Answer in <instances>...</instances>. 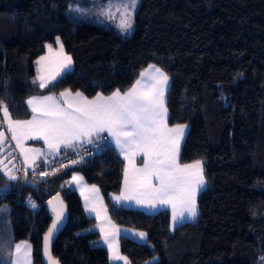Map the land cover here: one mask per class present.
<instances>
[{
  "label": "trees",
  "instance_id": "trees-1",
  "mask_svg": "<svg viewBox=\"0 0 264 264\" xmlns=\"http://www.w3.org/2000/svg\"><path fill=\"white\" fill-rule=\"evenodd\" d=\"M102 1L0 0V101L14 120L27 119L30 97L123 93L156 65L169 77L168 126L188 127L180 163L202 161L198 215L170 229L166 209L146 214L115 205L124 162L109 146L81 165L27 178L21 190L18 179L0 175L3 249L26 241L32 264H41V237L50 223L45 202L59 194L68 218L52 257L59 264H108L94 221L66 183L78 173L99 189L116 228L146 233L145 244L118 236L128 264H264V0H138L127 37L114 25L104 28L100 17L68 10ZM57 37L72 68L41 89L33 83L34 62Z\"/></svg>",
  "mask_w": 264,
  "mask_h": 264
},
{
  "label": "snow or ice",
  "instance_id": "snow-or-ice-1",
  "mask_svg": "<svg viewBox=\"0 0 264 264\" xmlns=\"http://www.w3.org/2000/svg\"><path fill=\"white\" fill-rule=\"evenodd\" d=\"M138 0H129L117 8L120 13L117 27L123 33H128L133 27V14ZM75 11H82L80 8ZM109 19L115 16L109 14ZM56 43L60 51L56 55L60 57L59 67L50 74H44L38 68V75L33 83L39 81V88L48 87L63 69L70 68L72 58L63 53V45L57 37ZM49 52L52 46L48 45ZM48 57H41L36 63L41 65ZM168 75L156 65H149L141 72L140 79L121 93L116 90L110 96L97 94L89 100L82 93L76 92L73 96L70 90L61 92L59 98L54 95L33 96L27 104L31 109L30 119H13L8 107L0 101V111L3 113V121L7 124V132L11 133L12 140L20 149L24 163L36 172V163L44 157L47 163V155L39 148H27V140H42L48 149V154H59L61 148L76 150L79 144H93L101 134L107 133L115 143L119 153L127 161L124 168L123 189L119 195L112 199L116 204L135 202L136 205L157 209L171 207L173 226L178 221H183L185 215L194 220L198 215L196 203L197 193L205 187L206 180L203 174L202 161L195 160L192 163L181 164L179 160L180 143L184 138L186 125L177 124L168 126L167 108L165 107V92L168 88ZM5 131L0 130V149L6 143ZM142 156V167L136 166V157ZM6 158V157H5ZM72 160V164L77 163ZM67 167V165H62ZM0 171L9 180L17 177L11 169L0 159ZM41 176H47V171H41ZM27 175V172L25 173ZM69 184L81 187V195L85 198V208L96 213L100 220L107 221L106 227L101 224L100 233L104 244L108 246L111 258L128 264L126 257L119 253L116 236L119 229L112 225L107 216V209L103 206V199L99 196V189L95 185L90 188L82 186L83 177L73 175ZM85 192L91 195L85 196ZM53 200L57 203L54 204ZM49 200L52 206L54 220L44 236V256L47 264H58L50 251V243L58 229L59 223L64 217L63 201L59 194ZM91 202V206H89ZM100 207L97 208L96 204ZM31 207L36 204L29 200ZM141 240L146 239L143 232L136 233ZM4 237L0 234V251H3ZM9 259L5 262L0 257V264H32V247L27 242L16 243L13 250L8 252ZM264 262V256L260 258Z\"/></svg>",
  "mask_w": 264,
  "mask_h": 264
},
{
  "label": "crops",
  "instance_id": "crops-1",
  "mask_svg": "<svg viewBox=\"0 0 264 264\" xmlns=\"http://www.w3.org/2000/svg\"><path fill=\"white\" fill-rule=\"evenodd\" d=\"M51 46H53V45H51ZM63 53H64V52H63ZM47 54H48V59L45 60V61H42V62H41V65H37L36 62H37L38 60H40L41 57H45ZM56 54H57V53H54L53 48H52L51 53L49 52V49L45 48V52H44V54H43L41 57H39L38 59H36V61L34 62L36 78H37V75H38V68H41V69H42V72H43L44 74H46V75H47V74H50V73H52V72H54V71L57 70V68L59 67L60 57H58ZM64 55L68 56V55L65 54V53H64ZM71 68H72V63H71L70 68L63 69V70L61 71V74L64 73V72H68V71H70ZM147 68H148V66H147L146 68H144V70H142V72L145 71ZM61 74H60V75H61ZM140 74H141V73H140ZM138 79H140V75H139L138 78L134 81V83L132 84V86L135 84V82H136ZM37 82H38V84H39V81H37ZM132 86H131V87H132ZM131 87H130V88H131ZM167 89H168V88H167ZM62 92H64V91H62ZM166 92H167V90H166ZM166 92H165V95H166ZM60 93H61V92H60ZM60 93H59L58 95H54V96H56L57 98H59ZM72 94H73V96L75 95V93H72ZM111 94H112V93H111ZM111 94H109V95H107V96H110ZM49 95H51V94H49ZM94 97H95V96H94ZM94 97H92V98H88V99L91 100V99H93ZM30 98H31V97H30ZM30 98H28V99L26 100V107H27V109L30 111V116H29L27 119H30V118H31V115H32L31 109H30V107H29L28 104H27V101H28ZM164 100H165V96H164ZM2 114H3V113H2ZM0 123H1V127H2L3 131H5V135H6L7 139H8V143H9L10 147H11V149L14 151V155L17 156V157H19V158L22 160V162L24 163V158H23V156L20 154V149L16 147V143H15V141L12 140V138H11V133L7 132V124L4 123V121H0ZM169 127H174V126H169ZM187 130H188V127H186V129H185V135H186V133H187ZM101 135H106V137L108 138V141H109V143H110V147H112V148L116 151V153L120 156V158L123 160V162H124V168H125V166L127 165V161H126V160L124 159V157L119 153V150L116 148L115 143L112 141V138L109 137V136L107 135V133H103V134H101ZM185 135H184V138H185ZM184 138H183V140H184ZM183 140H182L181 143H180V148H181V145H182V143H183ZM25 147H27V148H39V149H41V150H42L43 152H45V154L47 155V160L53 158V157L56 155V154H48V149L46 148V146L44 145V142H43L42 140H27L26 143H25ZM179 152H180V150H179ZM142 160H143V157H142V156H137V157H136V166H137V167H142V163H141ZM38 161H44V157H41ZM24 165H26V164L24 163ZM26 166H27V165H26ZM74 174H75V175H79V176H81V175L78 174V173H73V174H71V176H70V178H69V181H71L72 176H73ZM123 181H124V171H123V176H122V181H121V189H120V192L122 191L123 186H124V185H123ZM68 186H69L72 190H74L75 193L77 194L78 199H79V201H80V206H81V208H82V211H83L84 215H85L86 217H88V218H90V219H92V220L94 221L95 230H96V232H97V234H98V238H99V244L105 249V251H106V253H107L108 264H123V261H116V260H113V259L111 258V253H110L109 250H108V246H107L106 244H104V242H103V238H102V236H101V233H100V227H99V226H100L101 224H104L106 227H109V229H110V226L107 225V221L103 219L104 213L101 212V217H102V218H101L100 220H97V218H96V213H95V212H90V211L86 210V208H85V198H84V196L81 195V187H78L76 184H69V183H68ZM82 186H87V187L90 188V187L93 186V185H88V184H86L85 181H84V179H83V184H82ZM203 189H204V188H203ZM203 189H201L199 192H201ZM0 192H1V190H0ZM120 192H119L117 195H119ZM199 192H198V193H199ZM198 193H197V194H198ZM89 195H91V194L88 193V192H85V196H89ZM99 196H100V193H99ZM115 196H116V195H115ZM100 197H101V196H100ZM112 197H113V196H112ZM111 199H112V198H111ZM112 202H113L115 205H118V204H116V202H115L113 199H112ZM119 205H120V206H124V207H126V208L137 209V210H140V211H142V212H144V213H146V214H155V213L159 212V211L162 210V209H166V210H168V212H169V219H170V217L172 216V210H171V207H161V208H157V209L153 210V209H149V208H144V207L138 206V205L135 204V202H131V203H122V204H119ZM89 206H91V202H90ZM96 206H97V208L99 209L100 205H99L98 202H97ZM103 206H104V203H103ZM104 207H105V206H104ZM107 216H108V215H107ZM112 225H113V224H112ZM115 228H116V227H115ZM116 229H118V228H116ZM110 230H111V229H110ZM120 234L123 235V236H125V237H127V238H129V239H131V240H133V241H135V242L141 240L140 238H136V237H138V236L134 235V234L130 231V229H119V234L116 236V242H117V244H118V236H119ZM138 239H139V240H138ZM20 242H22V241H20ZM17 243H19V242H17ZM15 244H16V243H14V244L12 245L11 250L14 249ZM118 249H119V246H118ZM119 253H120V252H119Z\"/></svg>",
  "mask_w": 264,
  "mask_h": 264
},
{
  "label": "built area",
  "instance_id": "built-area-1",
  "mask_svg": "<svg viewBox=\"0 0 264 264\" xmlns=\"http://www.w3.org/2000/svg\"><path fill=\"white\" fill-rule=\"evenodd\" d=\"M110 146L108 138L106 135H101L100 138H96L93 144H79L76 146V150L61 148L59 154H56L53 158L44 161H37L36 172L33 173L32 168L24 165L22 160L15 156L17 179L19 180L20 190L23 188L27 178H37L41 176L39 173L41 171H47L49 174L56 173L62 169H66L75 165H81L85 162L91 161L94 157L104 151ZM72 160H77L78 162L72 164ZM62 165H67V167H62ZM27 172V175L25 173Z\"/></svg>",
  "mask_w": 264,
  "mask_h": 264
},
{
  "label": "rangeland",
  "instance_id": "rangeland-1",
  "mask_svg": "<svg viewBox=\"0 0 264 264\" xmlns=\"http://www.w3.org/2000/svg\"><path fill=\"white\" fill-rule=\"evenodd\" d=\"M129 0H105L96 4H92L89 7H85V6H80L78 4H69L68 10L69 13L70 12H81L82 14L80 15V17H83L84 19L89 18V17H95V21H101L100 18L104 19L105 21H103V24L105 25L104 28L106 27H110L111 25H114L115 31L122 37H127L129 36L131 30L128 33H123L120 31V29L117 27V24L119 23V19H120V13L117 12V8L121 7L124 3H128ZM138 6V4H137ZM76 8H80L82 11H75L74 9ZM137 8V7H136ZM136 10V9H135ZM109 14H112L115 16V19H109ZM134 15V14H133ZM86 16V17H85ZM100 17V18H99ZM110 21V22H109ZM93 23V22H92ZM103 25V26H104ZM57 38L55 39V42L52 46L54 53H59L60 51V46L56 43ZM47 49H49L48 47H46ZM48 57V54L45 56ZM0 121H3V114L2 111H0ZM1 214L2 212H0V220L1 218ZM195 220V219H194ZM192 219H188L187 215H185V219L183 221H178L176 225H179L181 223H186V222H192L194 221ZM175 226H173V222H172V216L169 219V228L173 229ZM3 225L1 227L0 230H2ZM134 235L136 233H140L141 231H136V230H130ZM6 230L5 232L2 234L4 239L6 237ZM144 233V232H143ZM146 234V233H145ZM138 236V235H136ZM136 238H139L136 237ZM139 240V239H138ZM22 242H26V241H22ZM138 243H142L145 244L147 243V239L145 240H140L137 241ZM20 243V242H19ZM28 243V242H27ZM3 252V253H2ZM2 254V255H1ZM0 256H2L4 258V261L6 262L8 259V251L6 252L5 249H3V251H0Z\"/></svg>",
  "mask_w": 264,
  "mask_h": 264
},
{
  "label": "water",
  "instance_id": "water-1",
  "mask_svg": "<svg viewBox=\"0 0 264 264\" xmlns=\"http://www.w3.org/2000/svg\"><path fill=\"white\" fill-rule=\"evenodd\" d=\"M0 130H3L2 127H1V123H0ZM7 138V137H6ZM6 157V158H5ZM0 159H4V164L6 165V167L8 169H11L13 171V173L17 176L16 172H15V169H16V165H15V161H16V158H15V155H14V151L11 149L9 143H8V139H6V143L3 147V149H0ZM0 175L6 179V180H9L7 176L4 175V173L2 171H0ZM39 179H43L44 176H38ZM9 181H14V180H9ZM57 194L51 196L50 198H48L45 202V206H46V212H47V215L48 217L50 218V223L48 224L45 232L43 233L42 237H41V244H40V261H41V264H47V258L44 256V251H43V248H44V236L45 234L47 233L49 227H51V224L55 218L54 216V213L52 212V206L49 205L48 201L49 200H53L54 197H56ZM60 196V195H59ZM60 199L62 200L61 196H60ZM63 201V200H62ZM53 203L56 204L57 202L55 200H53ZM63 207H64V217L62 219V221L59 223L58 225V229L57 231L55 232L52 240H51V243H50V251H51V247H52V244L54 243L56 237L60 234V232L65 228L66 226V223H67V218H68V212H67V208H66V205L65 203L63 202ZM55 259V258H54ZM56 260V259H55ZM57 261V260H56ZM59 264V263H58Z\"/></svg>",
  "mask_w": 264,
  "mask_h": 264
}]
</instances>
